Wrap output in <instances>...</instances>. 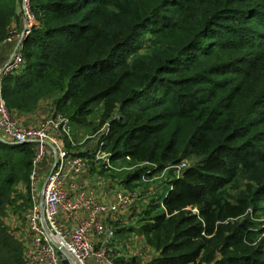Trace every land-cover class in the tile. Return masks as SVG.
Here are the masks:
<instances>
[{
  "label": "trees",
  "instance_id": "trees-1",
  "mask_svg": "<svg viewBox=\"0 0 264 264\" xmlns=\"http://www.w3.org/2000/svg\"><path fill=\"white\" fill-rule=\"evenodd\" d=\"M18 1L0 0V46L19 22ZM31 4L38 23L22 67L4 80L6 106L32 111L52 100L79 129L107 130L110 161L140 167L125 185L167 171L168 196L141 214L159 255L151 264H264V230L248 221L264 194V0ZM33 157L0 142V264H23L3 218L24 200L19 190L31 206ZM187 160L175 178L168 168ZM246 174L254 197L226 200L224 189Z\"/></svg>",
  "mask_w": 264,
  "mask_h": 264
},
{
  "label": "built area",
  "instance_id": "built-area-1",
  "mask_svg": "<svg viewBox=\"0 0 264 264\" xmlns=\"http://www.w3.org/2000/svg\"><path fill=\"white\" fill-rule=\"evenodd\" d=\"M21 6V23L11 58L0 68V142L10 146L25 145L34 153L30 175L31 206L24 214L30 236L24 264H88L90 259L97 264H113L111 242L114 231L103 223L102 218L127 211L137 200L136 193H125L106 205L99 204L91 192L87 196L71 180L84 171L87 159L68 152L63 145V140L72 141V122L69 118L53 112L41 126L26 128L19 124L6 106L2 89L4 80L22 67L25 41L38 23L31 0H21ZM12 33L16 34L17 31L13 30ZM9 40L10 37L5 43ZM47 156H52L53 162L37 192L34 189V168ZM184 168L182 164L168 169L180 177ZM83 212L86 217L81 220L79 215ZM60 215L69 221L75 220L76 226L71 230H61L57 224ZM91 235L102 240L99 249L95 247Z\"/></svg>",
  "mask_w": 264,
  "mask_h": 264
},
{
  "label": "rangeland",
  "instance_id": "rangeland-1",
  "mask_svg": "<svg viewBox=\"0 0 264 264\" xmlns=\"http://www.w3.org/2000/svg\"><path fill=\"white\" fill-rule=\"evenodd\" d=\"M21 8H22L21 0H19L17 11H16L17 17H20ZM169 10L172 11L171 8ZM19 22L15 21L14 23H12L11 27L9 28L10 30L8 32L10 33V36H9L10 40L7 43L3 42V44L1 45V46H5L7 49L6 53L8 56L5 58L7 61L10 60L11 58L10 56L12 54L13 46L15 45L17 34L19 33V25L21 23ZM13 30L17 31V33L13 34L12 33ZM146 41L148 42L152 41L149 35H147V37L143 39L144 43ZM9 111L14 115L15 110L9 109ZM51 111H53V109ZM90 122H92L94 125L98 124V122H96V118H90ZM101 130L93 132V127H89L86 129L84 128L79 129L77 125L72 124V135H71L72 141L64 142V140L62 139L63 144L65 145V149L68 152L76 154V155L77 154L81 155L82 152L88 151L87 153L89 154L87 155V158H86L87 163H86L84 170H86L87 168L88 169L90 168L92 174L94 176L96 175L95 177H103L104 179L105 178L110 179L115 185L117 184L116 185L117 187H118V184L119 185L121 184L122 186L120 187V189H122V191H125L128 194L136 193L135 195H137L138 197L137 200L133 203L132 206L128 207L127 209L129 210L128 211L129 213L133 212V214L130 216L128 221L126 218L125 222L128 224V226L126 227L125 223L121 224V226L123 227L125 226V229H128L129 227V229L132 230V232L127 231V235L131 233L130 234L131 236L129 237L125 236L127 237L126 239L131 238L132 242L131 243H128L127 241H125L124 243L122 242L123 244L122 251H119L120 257H119V253L117 254L115 250H113L111 255L113 257V262L114 260H118V259L124 260L125 258L126 261H131L134 264H151L153 263L155 259L159 258V255L154 251V249L150 247V245L147 244V236L145 235L142 229L143 228L142 226H146L148 221L143 220L144 217L143 215H141L142 208H144L146 204H149L150 202H152L151 200H155L156 201L155 204L158 202V204H160V207H161L163 199L166 196H168L167 194L168 185L164 184L165 176H166L165 173L167 171L163 172L161 175L156 176L152 179L142 178L141 183L134 182L133 184L129 186L125 185V180H126L125 177H127L128 175L127 173L134 171L135 169L140 168V167H128L124 165L122 167V165H120L119 162H115V163L111 162L110 155L108 156L107 151H103L101 148L102 147V135L104 134V132L107 133L108 131L106 130L103 132V130L102 131ZM99 151L101 152V154H98ZM191 163L192 162L187 160V161L182 162L178 166H181L182 164H184L185 167H187V166H190ZM140 166H146V165H140ZM248 175L247 174L242 175V176L240 175V177L235 183H231L230 186L226 187L223 192V197L226 200H229L232 202L236 200L237 198H242V199H247V200L249 198L250 199L253 198L254 192L257 191L258 184L253 183L252 181H248L247 180ZM74 177L75 176H73L72 178ZM176 177L177 176H175V178ZM71 180L73 181V179ZM80 189L83 191H86L87 188L82 187ZM19 192H17V195H20L22 198L23 196L25 198L27 197L25 191L19 190ZM28 193L29 195L31 194V185H30V191ZM159 195H161V197ZM25 198L23 201L17 199L16 202L12 204V207L9 208L11 209L10 211L12 212L24 211L25 213L26 209L28 210V207H29V203L25 205ZM30 198H31V195H30ZM23 205H25V208L23 207ZM257 209L259 210V212L255 213V210ZM160 210L161 209H159V211L156 214H159L162 211ZM156 214L154 213V215ZM248 221H250L252 224H255L254 227L256 226L255 227L256 229H259L257 225L261 224L260 229L264 230V194L261 196V199L259 201L252 204V209H250V212L248 215ZM260 238H264V234H262ZM124 244L127 246H124ZM257 244L258 242H256L254 245H257ZM263 256H264V250H263Z\"/></svg>",
  "mask_w": 264,
  "mask_h": 264
},
{
  "label": "crops",
  "instance_id": "crops-1",
  "mask_svg": "<svg viewBox=\"0 0 264 264\" xmlns=\"http://www.w3.org/2000/svg\"><path fill=\"white\" fill-rule=\"evenodd\" d=\"M6 50L7 49L5 46H0V68L7 62V60L5 59L8 56L6 53ZM51 102L52 100L40 101L34 110L32 111L15 110L14 115L16 116L19 124H21L23 127H26V128L39 127L41 126L42 122L48 117H50V115L54 112V106L51 105ZM52 109L53 111H51ZM87 152L85 151V152H82L81 155H78V154L77 155L83 158H87V155L89 154ZM52 162H53L52 156L51 157L47 156L43 158L42 161L36 164L34 168V178H35L34 189L35 191L37 192L39 191L45 179L46 174L51 169ZM95 176L92 174L91 169L87 168L82 173H80L79 175H76L74 178H71V179H73L77 187L87 188L86 191H83L87 196L90 195V192L93 193L94 199L99 204H104V205L110 204L118 200L120 196H123V194L126 193L125 191H122V189H120V187L122 186L121 184L120 185L118 184V187H117L116 186L117 184L115 185L112 182V180L107 179V178L104 179L103 177H95ZM10 210L11 209L6 210L7 212L4 217V225L7 231H9V233L17 241H19L22 244L23 259H24V253L26 250L25 248L28 246L29 241H30L29 231L27 230L26 221L24 219L25 213L24 211L12 212ZM128 211L129 210L124 211L122 214H117V215L110 214L106 216L105 218H102L103 223L107 225L108 228H113L114 238L112 239L111 245L113 246V250H115L117 254L119 253V251H122V245H123L122 242L123 243L125 241H127L128 243L132 242L131 238L126 239L127 237H125V236H128V237L131 236L130 235L131 233L127 235V231L132 232V230H130L129 227L128 229H125V226L126 227L128 226V224L125 222L126 218L128 221L130 216L133 214V212L129 213ZM85 217H86L85 212L79 215V219L81 220L85 219ZM124 223H125V226L124 227L121 226V224H124ZM57 224L61 230L67 231V230H71L72 227H75L77 222L75 220L69 221L65 217L60 215L57 218ZM91 240L95 243L94 245L95 247H97V249L101 247L100 246L102 242L101 239L99 240L97 237H95V235H91ZM124 246H127V245L124 244ZM119 257H120V253H119ZM123 261L125 262L126 259L124 258ZM23 264H24V261H23ZM88 264H97V263L93 261L92 259H90L88 261Z\"/></svg>",
  "mask_w": 264,
  "mask_h": 264
},
{
  "label": "water",
  "instance_id": "water-1",
  "mask_svg": "<svg viewBox=\"0 0 264 264\" xmlns=\"http://www.w3.org/2000/svg\"><path fill=\"white\" fill-rule=\"evenodd\" d=\"M53 243H54L55 245H57L55 241H53Z\"/></svg>",
  "mask_w": 264,
  "mask_h": 264
}]
</instances>
